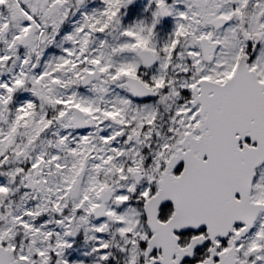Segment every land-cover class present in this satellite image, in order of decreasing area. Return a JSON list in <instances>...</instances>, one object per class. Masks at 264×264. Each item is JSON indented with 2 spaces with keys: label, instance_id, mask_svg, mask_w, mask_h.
<instances>
[{
  "label": "snow or ice",
  "instance_id": "obj_1",
  "mask_svg": "<svg viewBox=\"0 0 264 264\" xmlns=\"http://www.w3.org/2000/svg\"><path fill=\"white\" fill-rule=\"evenodd\" d=\"M0 264H264V0H0Z\"/></svg>",
  "mask_w": 264,
  "mask_h": 264
}]
</instances>
